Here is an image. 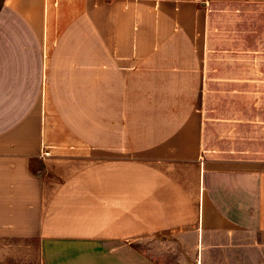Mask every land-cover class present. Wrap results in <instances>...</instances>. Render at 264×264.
<instances>
[{"label":"crops","instance_id":"1","mask_svg":"<svg viewBox=\"0 0 264 264\" xmlns=\"http://www.w3.org/2000/svg\"><path fill=\"white\" fill-rule=\"evenodd\" d=\"M259 20L264 0H0V264L12 243L19 264L264 244V153L206 147L203 112L219 35L225 82L264 76V53L225 57L264 52L241 42Z\"/></svg>","mask_w":264,"mask_h":264},{"label":"rangeland","instance_id":"2","mask_svg":"<svg viewBox=\"0 0 264 264\" xmlns=\"http://www.w3.org/2000/svg\"><path fill=\"white\" fill-rule=\"evenodd\" d=\"M261 19V18H259ZM256 37L249 40L244 36L241 42H251L242 46H253L254 41L259 45L264 43V22ZM217 48L213 57L214 66L210 68V77L207 84L206 95L203 104L205 116L204 140L206 147L212 151L227 150L228 154H239L240 151L254 148L257 153H264V76L258 75L255 83L249 84L248 79L241 77L225 82L220 77V35ZM262 61L263 51L234 50L226 55L228 58H238L243 61L255 58ZM235 56H234V55ZM224 57V58H225ZM254 60V59H253ZM256 86V99L248 97V88ZM246 91V92H245ZM222 153V152H221ZM7 250V262L19 264L18 250L26 249L18 243L5 244ZM34 249V247H33ZM11 254H14L11 257ZM26 263V262H25ZM209 264H264V244L252 234L239 232L235 239L226 243L224 248L215 251L209 258Z\"/></svg>","mask_w":264,"mask_h":264}]
</instances>
